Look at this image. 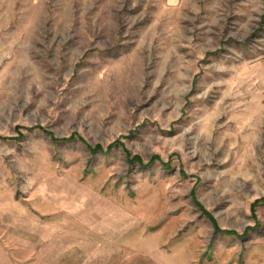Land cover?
Returning a JSON list of instances; mask_svg holds the SVG:
<instances>
[{"label": "rangeland", "instance_id": "374dc122", "mask_svg": "<svg viewBox=\"0 0 264 264\" xmlns=\"http://www.w3.org/2000/svg\"><path fill=\"white\" fill-rule=\"evenodd\" d=\"M0 264H264V0H0Z\"/></svg>", "mask_w": 264, "mask_h": 264}, {"label": "trees", "instance_id": "16d2710c", "mask_svg": "<svg viewBox=\"0 0 264 264\" xmlns=\"http://www.w3.org/2000/svg\"><path fill=\"white\" fill-rule=\"evenodd\" d=\"M110 149V148H109ZM108 149V150H109ZM103 151L101 150V148L100 147H95L94 149H90V153H92L93 155H95V154H97V153H102ZM215 231H217L218 232V229L217 228H215ZM228 235H232V234H230V233H227Z\"/></svg>", "mask_w": 264, "mask_h": 264}, {"label": "crops", "instance_id": "0c3cea01", "mask_svg": "<svg viewBox=\"0 0 264 264\" xmlns=\"http://www.w3.org/2000/svg\"><path fill=\"white\" fill-rule=\"evenodd\" d=\"M171 1H172V3H173V2H176L177 0H171Z\"/></svg>", "mask_w": 264, "mask_h": 264}]
</instances>
